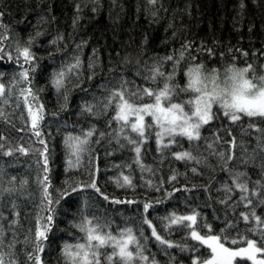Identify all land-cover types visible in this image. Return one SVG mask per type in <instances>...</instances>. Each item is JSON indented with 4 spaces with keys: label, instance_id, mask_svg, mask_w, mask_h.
<instances>
[{
    "label": "trees",
    "instance_id": "16d2710c",
    "mask_svg": "<svg viewBox=\"0 0 264 264\" xmlns=\"http://www.w3.org/2000/svg\"><path fill=\"white\" fill-rule=\"evenodd\" d=\"M0 11L5 13L0 36L6 31L9 34L0 52V73L4 74L0 80L10 84L19 73L25 61L20 57L17 63L16 44L23 46L33 37L31 51L35 68L31 86L39 97L38 102L45 106L43 132L49 149V191L60 203L53 205L54 223L48 240L43 242V251L38 253L43 264H65L61 252L64 243H76L82 236L76 224L85 199L90 208L88 215L111 220L113 232L126 222L140 227L143 204L151 201L148 219L161 235L174 242L172 247L162 245L151 236V226H144L146 239L142 243L158 264H190L191 257L198 254L196 249H200L199 243L186 235V228L163 226L167 222L161 218L172 211L196 210L200 214L198 224H211L215 233L227 226L233 238L239 234L259 241L264 224L258 227L253 217L245 221L240 216L250 209L240 201L242 194L234 187L232 176L244 173L241 182L247 183L250 190L264 185V131L249 127L250 123H256L264 129V121H250L246 117L230 121L220 112L202 125L198 140L177 138L174 145L159 151L155 130H151L140 145V160L147 166L142 169L136 162L135 146L122 137L119 142L115 138L114 130L118 127L114 119L115 104L108 109L98 108L94 114L83 109L86 102L102 105L114 88L123 87L135 93L138 88L162 87L163 77L148 79L150 70L159 64L162 72H170L172 62L164 58L178 55L185 42L191 44L188 52L203 61L208 69L235 61L239 67L251 64L255 75H264V0H0ZM207 49H212L215 55ZM9 51L11 59L7 55ZM73 56L80 57L79 74L73 73L66 88L58 91L51 84V74L69 63ZM175 82L183 83L179 74ZM17 103L15 96L8 103L0 99L3 107L0 208L5 217V250L8 243L15 241L14 259L18 264H35L27 253L37 254L38 218L41 225L46 223L43 219L47 214L46 205L42 203V187L38 181L44 175L43 160L30 121L25 122L27 109L22 102L19 107ZM146 122L151 123L147 117ZM92 125L96 131L90 145L91 162L85 153L77 166L69 167L65 133ZM101 132L105 134L103 137ZM20 145L29 151L21 152ZM8 148L12 149L10 155L5 154ZM183 151L191 152L197 159L173 155ZM72 161L75 164L74 157ZM91 174L95 175L100 190L114 200L104 199L91 188L78 190V195L59 197L58 190L66 186L65 181L88 184ZM124 175L131 178L130 185L124 182ZM172 176L174 180L169 179ZM5 188L15 190L4 192ZM251 198L256 214L264 217V204L260 203L264 200V189ZM177 244H187L193 250H182ZM237 246L244 245L238 241ZM111 251V246L102 250L103 264H110L107 255ZM247 264L252 262L249 260Z\"/></svg>",
    "mask_w": 264,
    "mask_h": 264
},
{
    "label": "snow or ice",
    "instance_id": "6c2138e0",
    "mask_svg": "<svg viewBox=\"0 0 264 264\" xmlns=\"http://www.w3.org/2000/svg\"><path fill=\"white\" fill-rule=\"evenodd\" d=\"M77 7L79 8V6ZM4 14L3 11H0V26H2ZM8 38L7 31L3 36H0V52H3L5 47L3 42ZM32 40L33 37L30 36L28 42L23 46L17 42L15 49L17 63L19 64L20 57H23L25 65L20 66L19 73L14 75L10 84L6 85L0 80V99H4V102L8 103L9 99L15 96L18 101L17 107L22 102L27 109L25 122L30 121L31 131L36 136V142L40 145L38 151H40L43 160L44 175L42 178L38 177V181L42 187V203L46 205L47 214L43 217L46 223L41 225L40 218H38L35 231V252L37 254L27 253V255L29 259L35 261V264H43V260L38 253L43 251V242L49 238L48 233L54 223L55 209L53 205H58L60 199L54 200L49 191L51 184L48 175L49 149L43 132L45 106L43 103L38 102L39 97L31 86L32 72L35 68L33 63L35 56L31 51ZM190 48L191 44L185 42L178 55L164 58L166 61L172 62L170 72H162L159 64L152 67L148 79L156 80L158 77H163L162 87L138 88L135 93L125 90L123 87L114 88L102 105L87 102L84 104L83 110L93 114L98 108L108 109L113 103L115 104L114 119L118 123L117 129L114 130L115 138L119 142L122 137L129 145L135 146L136 162L141 165L142 169L147 166L143 165L140 160V145L148 138L151 130H155V140L159 151L161 148L174 145L177 138L187 137L189 141L198 140L201 136L202 125L213 120L220 112L230 121H239L242 117H246L250 121H264V75H255L251 64L239 67L235 61L224 67L208 69L203 61H198L196 56H192L188 52ZM199 51V48H197L196 52L199 53ZM207 52L215 55L212 49H207ZM7 55L9 59L12 58L11 51ZM221 57H223V54H221ZM182 61H184L183 67L181 66ZM80 66V57H71L69 63L62 64L57 70L53 71L51 84L58 91H63L73 73L79 74ZM178 74L179 79L183 81L182 84L175 82ZM3 75V73H0V77ZM136 96L141 99L139 101L133 99ZM183 97H187V99H183ZM144 99L150 102L145 103L143 102ZM0 115H3L2 106H0ZM146 117L151 123L146 122ZM249 127L264 131L256 123H250ZM95 131V125H92L87 129L81 128L78 132L65 133L64 145L66 155L69 156V167L77 166L85 153H88L91 162L90 145ZM104 135L103 132L100 133L101 137ZM133 136L136 138L134 139ZM19 150L24 153L29 151L23 145L19 146ZM11 153L12 149L8 148L5 154L10 155ZM173 155L181 159L185 157L190 160L197 159L189 151L175 152ZM72 157L75 158V164ZM228 159L231 160L232 157L229 156ZM96 171H98V168ZM193 171H196V169H193ZM244 175V173L237 172L232 176L234 187L239 189L242 194L240 201H243L244 205L250 209L241 212L240 216L245 221L253 217L259 227V225L264 224V217L256 214L251 197L253 194L258 195L260 190L264 189V185H260V182L257 181L256 183L260 187L250 190L247 183L241 182V177ZM13 179L15 178L13 177ZM169 179L174 180L175 176L169 177ZM123 180L129 185L131 184L129 176L124 175ZM148 183L151 184L152 182L148 181ZM65 185L63 189L58 190L60 198L70 197L72 194L78 195V190L91 188L106 200L115 199L100 190L94 174H91L90 183L88 184L75 180L65 181ZM14 190L5 188L4 192ZM172 191H176V189ZM166 194L171 195V193ZM2 198L3 193H0V203H2ZM156 203H159V201H156ZM260 203L264 204V200H261ZM151 206V201L146 200L144 202L140 227L126 222L124 227L117 226L116 232H113L111 220L106 217L88 215L90 208L87 199H85L81 208L80 221L76 224V227L81 230L82 236L78 238L76 243H64L61 252L65 264H103L102 250L107 246L112 248L111 253L107 255L110 264H158L154 255L149 254L147 245L142 243L146 239L144 226H151V236L162 245L172 247L174 242L161 235L152 220L148 219L147 213ZM13 207H15V204H13ZM199 215L196 210L188 213L172 211L168 216L161 218L167 222L163 225L165 228L180 225L186 228L187 236L199 243L200 249H196L198 254L191 257L190 264H247L249 260L252 264H264V229H260L259 241L239 234L233 238L229 235L230 228L227 226L225 229H221L219 233H215L211 224H198ZM16 216H19V212H16ZM4 218V212L0 208V264H18V261L14 259L15 241L8 243L7 250H5ZM15 222L11 221V223ZM231 223L229 221L228 225H231ZM203 229L207 231H203ZM238 241L244 246H237ZM175 246L180 247L182 250L189 248L187 244H177ZM189 250L192 251L193 249L189 248ZM201 251L204 252V255L199 254ZM5 257H8V259L6 260Z\"/></svg>",
    "mask_w": 264,
    "mask_h": 264
}]
</instances>
